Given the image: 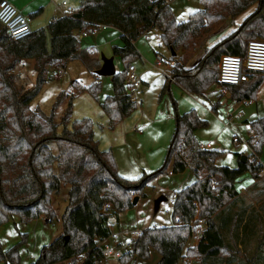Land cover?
Segmentation results:
<instances>
[{"label": "trees", "instance_id": "1", "mask_svg": "<svg viewBox=\"0 0 264 264\" xmlns=\"http://www.w3.org/2000/svg\"><path fill=\"white\" fill-rule=\"evenodd\" d=\"M201 2L202 9L185 22L178 21L165 0H82L75 14L57 18L21 41L11 40L0 26V52L4 54L0 57V227L13 216L24 224L41 218L53 224L57 221L54 199L69 187L68 203L60 218L63 232L45 245L31 264H64L67 260L98 264L103 259L100 244L111 235L109 223H117L119 214L133 208L134 198L143 197L144 189L159 175L169 171L180 174L187 169L196 181L176 192L174 225L142 231L120 263L128 264L134 258L149 260L154 250L161 255L158 264H189L194 258L200 259L201 264H264L261 221L252 216L251 206L238 196L234 184L247 172L260 178L262 165L256 156L253 160L247 157L245 162L241 156L236 169L218 166L216 161L224 152L200 147L196 132L206 128L208 122L200 119L195 110L183 115L176 110L175 132L162 168L127 180L119 174L112 152L99 149L92 121H72L74 95L62 119L61 131L55 123V111L64 102V91L58 95L50 115L30 108L47 81L46 64L64 69L68 61L77 59L88 64L90 55L81 51L76 34L99 25L120 31L123 42L122 46L113 47L112 53L121 59L124 71L111 77L114 95L101 104L112 129L137 108L127 94L125 70L140 58L134 42L153 29L160 32L162 43L171 51L201 52V58L191 68L177 62L171 76L188 93L203 96L218 84L222 56H244L250 41H264V0ZM252 8L254 11L235 31L207 48L209 39L222 31L224 23ZM23 60H34L37 72L35 89L24 94L16 87L13 74ZM96 65L90 64L93 74ZM263 81L255 77L248 83L225 88L231 93V101L240 103L255 99ZM73 85L78 92L86 91L96 99L101 92L97 82L89 87L76 82ZM165 92L164 89L162 94ZM252 128L256 136L249 143L260 156L264 116L253 122ZM216 178L221 180L214 185ZM107 204L112 207L109 213L103 211ZM201 221L206 228L200 233L199 243L188 247L190 238L197 233L195 225ZM253 240L249 253L248 245ZM20 244L5 252L0 240V263L19 264Z\"/></svg>", "mask_w": 264, "mask_h": 264}, {"label": "crops", "instance_id": "2", "mask_svg": "<svg viewBox=\"0 0 264 264\" xmlns=\"http://www.w3.org/2000/svg\"><path fill=\"white\" fill-rule=\"evenodd\" d=\"M10 1H12L25 15L30 16L33 19L32 27L34 20L37 17L40 16L43 17L42 19H44V21L38 23L37 28L40 29L45 24H48L49 22L51 23L53 20L65 16L69 8L77 12L80 9L82 3V0H71V4H72L71 6H74L75 8L74 9L71 6H69L70 4L66 0H63L62 3L67 2L68 6H62V3L61 5L57 4L55 5L56 10H54L53 8H51L52 7L51 4H54L53 0H10ZM48 9H52V12L51 14L46 16ZM236 23L238 25V21L235 20V24ZM154 30L158 31L157 29H153L151 31ZM35 31L37 30H34V32ZM151 31L143 34L137 41L134 42V45L139 53L140 58H144L150 64H152L156 60V62L154 63L156 64L160 58H164V57H159L158 56L159 54L155 53L157 56L156 59L153 53L149 51V49L146 46L143 45V42L141 40V38L144 35H148ZM103 32L111 33V37L113 38L108 39L110 40V43L112 42V40H116L118 38L121 39L120 31H118L113 27H108L106 30H100L97 35ZM76 35L80 39H85V38H81L79 36V33H77ZM207 48H209V46H207ZM82 49L83 48L81 47V51L86 52L89 55H95L96 57L97 53L92 49H88V50H82ZM197 50L198 49L194 51ZM169 51L171 50L169 49ZM194 54L195 52H186L182 50L177 53L175 52V56L173 55L172 56L174 57L173 60H175L176 63L178 61L180 63L183 62V65H185L187 68H191L196 63L192 65H187V64L189 63L191 56ZM109 56L114 57L116 72L119 73L120 71L118 68V62L120 61L122 65L121 59L119 57L114 56L113 53H110ZM22 62H26L29 67L34 63V60H23ZM102 63L103 62L100 61V64H97L95 68H97L98 70L102 66ZM154 64L152 65V70L159 72L160 74L163 75L164 78L158 79L153 83L144 81L145 75L143 73H139L138 69L136 68L137 73L141 79V84L142 82H145L146 84H148L149 88H151V96L145 94L144 91H141L140 97L138 95L136 96L137 108H138V102L140 103L139 104L140 112H138L137 115H134L133 118L131 119L129 118L124 119L120 124H118L113 129L110 127L109 118L107 117L109 129L112 135H114L113 137L115 140L114 143H111V150L116 159L115 161L117 162L116 164L120 171L119 172L120 175L126 178H135L136 176H138L137 174L141 172V169H144L145 171H149L148 166H151L153 168L152 170H155L154 168H158L159 166H161L166 150L175 132L176 110L181 115L186 114L192 110H195L200 119L208 122V126L206 128H201L197 130L196 138L202 149L224 152V155L219 157L216 161V164L218 166H226L232 169H236L238 168L240 161V159L236 158L237 156L238 157L240 156V158L241 156L242 157L246 156V157H251V160L254 159L252 153L255 154V152L251 148L249 140L255 138L256 136L252 128V123L264 116V111L261 106V102L264 99V92H262L264 81L255 99L244 100L243 102L240 103L231 101L230 99L231 94L228 93L229 91L221 90L220 86H218L219 89H215L214 86L216 84L213 85L203 96L199 97L188 93L174 81L173 82L170 81L166 73L169 74L170 72H172V69L174 68L173 66L169 69L168 68L169 66L166 65L167 67L162 69L163 64H161L158 67L159 69H153ZM19 68L23 69L24 67L21 64ZM57 70L58 67H55L52 73L55 74ZM162 70H165L166 73H163ZM94 76L97 75L94 73ZM261 78L264 79V76H262ZM164 89L167 90V92L162 94ZM213 89L218 90L221 93L217 95L213 94L212 93ZM113 93L114 92L110 93L109 95H105L102 98L98 97L97 101L99 102L100 107L102 102L105 100V98L108 96H113L114 95ZM258 98L260 100V105L257 104ZM68 100L70 99L68 98ZM245 101H251L252 103L246 104L244 103ZM120 126L122 127L120 128ZM235 137L239 139V143L237 144L233 142V139ZM121 138L123 139V142L119 144L118 140H120ZM132 150L134 155L137 152V154L140 156L137 162L135 160H131V159L129 160L126 157L127 154L131 153ZM255 156L263 168L260 178L257 179L252 175V173L247 172L244 175H242L240 178H238L234 182V184L236 190H238L239 193L238 196H240L244 200L243 202L245 203L246 206L249 205L251 206V210H253L252 216L254 215L257 221L258 220L261 221L259 229H260V235L262 236L264 235V233L262 232L264 225V146L261 155L257 156L255 154ZM191 180L194 181L190 185H187L188 187L191 186L196 181V176L194 174H193V179ZM220 180L221 179L216 178L217 182H219ZM160 194H161L160 196L164 195L168 197V200L166 202L168 203L169 199L171 198L170 194L169 195H166L164 193H160ZM235 199L236 198H234V200ZM242 204L240 202V205ZM120 215H119L118 223H116V227L117 228L119 227V233L116 230L115 231L121 239V234L123 233V230L121 229L122 219ZM247 215H250L249 211L247 212ZM140 221H142V219H140L138 222ZM201 222L196 224L197 226H200L201 229H199L200 231H197L196 235L190 238L188 242V247H196L198 245L200 233L203 229L206 228V224L203 223L205 224V228H204ZM137 225H133V226L136 227ZM137 228L135 232H133V235L131 236V240H128V242L135 240L142 233V231L145 230V229L138 230ZM126 231L128 233L129 230L127 229ZM102 244L112 245V242L105 240L101 243V245ZM129 245L131 246V243H129ZM129 249L126 250L128 251ZM252 250L249 251L252 252ZM154 252L156 253V251L154 250L151 251V258L154 255ZM185 255H186V251L184 253V256ZM136 260L138 259L134 258L128 264H130L131 262L136 263L135 262ZM160 260H161V255L159 254L155 258V260H153L152 264H158ZM113 262L115 264H121L120 261L118 260L117 262L116 260H111L108 264H112ZM189 264H201V263L197 260L196 261L194 260L191 261Z\"/></svg>", "mask_w": 264, "mask_h": 264}, {"label": "rangeland", "instance_id": "3", "mask_svg": "<svg viewBox=\"0 0 264 264\" xmlns=\"http://www.w3.org/2000/svg\"><path fill=\"white\" fill-rule=\"evenodd\" d=\"M62 1L63 0H53L54 4L50 3L52 6L51 8L56 10L55 5L57 4L61 5ZM66 1L70 4L69 6L72 5L71 0H66ZM169 4L179 22L187 21L190 18V15L202 9L201 0H170ZM71 7L74 8V6H71ZM252 11H254V8H252L251 10H249L247 13L243 14L242 16L237 17L235 20L238 21V25L237 23L235 24V20H228L226 23H224L223 26H221L222 31L217 33L216 35H213L209 39L207 46L210 47L211 45L215 44L222 38L228 36L233 31H235L238 28V26L243 22V19ZM51 12H52V9H48L46 16L51 14ZM42 18L43 17L40 16L34 20V23H33L34 30L40 29L37 27H38V23H41L44 21V19ZM48 24H45L42 27H47ZM110 38H113L111 37V33L103 32L95 37H88L85 39H80V46L83 48L82 50L92 49L93 51L97 53L96 57L95 55H90V60L88 61V64L84 63L82 59L69 61L64 70L65 76L60 80H56L53 77L54 73H52L53 69L56 67L57 64L55 65L51 63L46 64L44 75L47 81L43 85L40 93L31 102L30 108L33 111L40 109L44 114L50 115L52 113L53 106H54V103L56 102L58 95L64 91L65 93V95H63L64 102L55 111V123L59 125V131H61L62 130V119L68 109V104L70 101L68 100V98L70 99V97L74 95L75 98L73 99L72 121L90 119L93 123L94 135L98 142L99 149L101 151H111L112 152L111 143H114L115 141L113 137L114 135H112L109 129L108 118L105 115L102 108L100 107L99 102L97 101L96 98H94L90 93L86 91L78 92L77 89L73 85V83L76 82L80 86L82 85L83 87H89L95 82H97L101 86V92L99 94L100 95L99 98H102L105 95H109L110 93L114 92L111 78L94 76V74L90 70V64L92 62L95 63V65L96 63L100 64L102 56L110 58L111 56L109 55L110 53H112V48L115 46L123 45L122 40L119 38L116 40H112V42L110 43V40H108ZM141 40L143 42V45L146 46L149 49V51L153 53L156 59H157V56L155 53H158L159 57H164L165 59H167L168 64H163L162 69L166 68L167 66H169L168 67L169 69L172 66L175 67L176 61L173 60L174 57L172 56L171 51H169V49L162 43L160 32L156 30L151 31L148 35H144L141 38ZM0 50H1V47H0ZM191 52H195V54L191 56V59L187 65H192L196 63L201 58V55H202L201 52H199L198 50L191 51ZM3 56L4 54L0 52V57L3 58ZM155 62L150 64L144 58H139L134 62V65L138 69V72L143 73L145 75L144 81L153 83L154 81L158 79L164 78L162 74H160L157 71L152 70V65ZM21 64L24 67L23 69L19 68ZM21 64L16 66V68L13 70V74L15 76L14 82H15L16 87L21 91V93L24 94L27 92H32L35 89L36 84H37V72L35 71L36 70L35 61L29 67L26 62H21ZM118 68L120 71L119 73L124 71V65L123 63L121 65L120 61L118 62ZM218 86L219 85L216 84L214 88L219 89ZM215 89H213L212 91L213 94L217 95L221 93ZM224 90L229 91L227 90V88H224ZM141 91H144L145 94H147L148 96H151V88H149L148 84H146L145 82H142L141 87L138 89V92L136 93V95L140 97ZM262 92H264V86H263ZM139 104L140 103L138 102V108L135 109L134 113L131 114L127 118L131 119L133 118L134 115H137L138 112H140ZM257 104L260 105L259 98L257 99ZM122 126H120V128ZM122 142H123L122 138L118 140L119 144ZM170 143H169V146H170ZM169 146L166 150L161 166H159L158 168H154L155 170H152L153 168L151 166H148L149 171H145L144 169H141V172L138 173L137 174L138 176H136L135 178H126V177H123L122 175L121 176L127 180H136V179L144 177L145 175L157 172L158 170L162 168V166L165 163V159L167 156ZM54 150L55 152H57L56 149ZM126 157L129 160L130 159L135 160L136 162L140 158L137 152L134 155L133 150L131 151V153L127 154ZM236 158L240 159V156L239 157L237 156ZM143 162H144V159H143ZM118 172H120L119 169H118ZM191 179H193V173L190 169H187V171H185L184 173H180V174H173L171 171H169L165 175H159L157 178L151 181L148 184V186L144 189V195L143 197H139V201L137 205L121 213L122 215L119 214L122 219L121 229L123 230V233L121 234V242L125 246V248H127V245H129V243H132V241L128 242V240H131V236L133 235V232H135L137 227H138L137 228L138 230L139 229L141 230V229H147V228H153V227H167V226L174 225L175 220L172 217L173 210L171 214H167L168 203L165 202L161 204L160 210L158 211V213H155L154 211L155 201L160 197L161 195L160 193H164L166 195L170 194V196H172L173 193L182 191L183 189L188 187L187 185H190L194 181ZM216 183L217 181L215 179L213 184L216 185ZM68 191H69V187L63 188L62 194L59 197L54 199L53 208L57 212V221L54 222L53 224H47V222L45 221V218H42L37 221H33L29 224H24L20 221L18 217L13 216L9 219L8 222H6L0 227V240L2 243L3 250L5 252L9 251L16 245H19L20 243H22L20 244L19 252H18L19 264H31L33 263L32 261H36L38 257L40 256L42 248L45 245H49L50 243H52L56 237L62 234L63 231H62L60 218L62 214L64 213L67 203H68V197H69ZM140 219H142V221L138 222ZM201 223H202V226H204L205 228V224H203L204 222H201ZM133 225H137V226L135 227ZM195 226H196L197 231H200L199 230L201 229L200 226H197V225ZM127 229L129 230L128 233L126 231ZM116 231L119 233V227L118 228L116 227ZM262 232L264 233V225H263ZM23 235H25V238L23 237ZM254 243L255 241L253 240L248 245L247 251L249 253L253 249ZM239 248L241 249V247ZM241 251H244V249H241ZM158 255L159 254L157 252L156 253L154 252V255L152 256L151 259L149 260L138 259L135 261L136 263L131 262L130 264H152L153 260H155V258ZM248 255H251V254H248ZM240 259L242 258L240 257ZM194 260L195 261L197 260L201 263L200 259L198 258H194L190 260L189 262L194 261ZM0 264H13V263L1 262ZM112 264H115V263L113 262Z\"/></svg>", "mask_w": 264, "mask_h": 264}, {"label": "built area", "instance_id": "4", "mask_svg": "<svg viewBox=\"0 0 264 264\" xmlns=\"http://www.w3.org/2000/svg\"><path fill=\"white\" fill-rule=\"evenodd\" d=\"M167 3L170 0H165ZM62 6H68L67 2H63ZM76 11L69 8L65 16H71ZM33 19L30 16L25 15L12 1L2 0L0 2V26L5 28L9 38L13 41H21L30 37L33 33L32 27ZM109 26L99 25L90 28L86 32H79L81 38H88L96 36L100 30H106ZM167 63L165 58H160L153 69H159L161 64ZM219 77L218 85L221 90H224L226 86H238L244 83L250 82L254 77L264 76V41L253 40L248 43L246 53L244 56H230L224 55L219 62ZM166 73L165 70H162ZM171 81H174L171 72L166 73ZM65 76L64 68H58L53 77L57 80L62 79ZM125 84L127 88V94L131 102L137 104V91L141 86V79L137 73L136 67L132 64L125 70ZM246 104H251V101H245ZM262 109L264 111V99L261 102ZM234 143H239V139L235 137ZM253 157L255 156L252 153ZM177 199V193H174L168 201L167 214H171L175 202ZM111 205L107 204L104 207V212L109 213L111 211ZM111 235L107 239L112 242L110 244H100L102 247L103 259L98 264H108L111 260H120L131 246L127 245V248L122 244L120 237L116 233V223L114 221L109 223ZM64 264H81V260H77L74 263L72 260H67Z\"/></svg>", "mask_w": 264, "mask_h": 264}, {"label": "water", "instance_id": "5", "mask_svg": "<svg viewBox=\"0 0 264 264\" xmlns=\"http://www.w3.org/2000/svg\"><path fill=\"white\" fill-rule=\"evenodd\" d=\"M172 55L175 56L174 51H172ZM101 61L103 62L102 66L98 70L95 71V74L97 76L111 78L117 74L114 57L107 58L105 56H102ZM246 160H247V157L243 156L242 161L245 162ZM167 200H168V197L162 195L155 201V205H154L155 213H158V211L160 210L161 204L167 202ZM138 201H139V197H135L133 200V205L134 206L137 205Z\"/></svg>", "mask_w": 264, "mask_h": 264}]
</instances>
